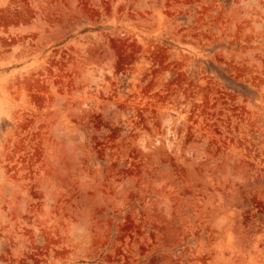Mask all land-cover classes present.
<instances>
[{"label": "rangeland", "instance_id": "1", "mask_svg": "<svg viewBox=\"0 0 264 264\" xmlns=\"http://www.w3.org/2000/svg\"><path fill=\"white\" fill-rule=\"evenodd\" d=\"M0 264H264V0H0Z\"/></svg>", "mask_w": 264, "mask_h": 264}]
</instances>
